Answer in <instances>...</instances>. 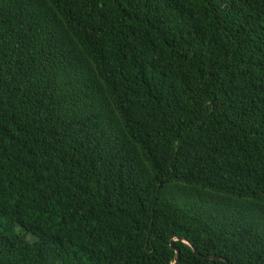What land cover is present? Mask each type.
Returning a JSON list of instances; mask_svg holds the SVG:
<instances>
[{
  "label": "trees",
  "instance_id": "16d2710c",
  "mask_svg": "<svg viewBox=\"0 0 264 264\" xmlns=\"http://www.w3.org/2000/svg\"><path fill=\"white\" fill-rule=\"evenodd\" d=\"M182 239L264 264V0H0V264Z\"/></svg>",
  "mask_w": 264,
  "mask_h": 264
},
{
  "label": "water",
  "instance_id": "95a60500",
  "mask_svg": "<svg viewBox=\"0 0 264 264\" xmlns=\"http://www.w3.org/2000/svg\"><path fill=\"white\" fill-rule=\"evenodd\" d=\"M180 240H181V239L177 237V238L171 240V243H170L171 248H172L173 250L176 251V259H177V262H178V260H179V258H180V250H179L177 247H175V242H176V241H180ZM182 241H184L186 244H188V245L193 249V251H194L198 256H200L201 258H205V259H209V260H215V259H217V260L224 261V262H226L227 264H230L225 258H223V257H221V256H215V255H207V256H203V255H201V254L198 252V250H197V249H196V248H195L190 242L186 241L185 239H182Z\"/></svg>",
  "mask_w": 264,
  "mask_h": 264
}]
</instances>
